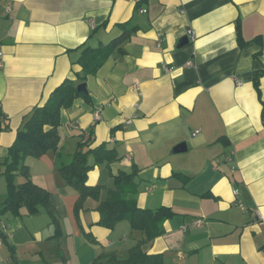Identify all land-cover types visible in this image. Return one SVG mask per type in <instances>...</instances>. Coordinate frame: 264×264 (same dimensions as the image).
I'll return each mask as SVG.
<instances>
[{"label":"crops","instance_id":"1","mask_svg":"<svg viewBox=\"0 0 264 264\" xmlns=\"http://www.w3.org/2000/svg\"><path fill=\"white\" fill-rule=\"evenodd\" d=\"M126 22L132 30L120 49L82 81L91 100L62 110L58 150L26 158L32 180L51 193L61 232L44 209L3 213L0 264H93L101 253L125 257L143 239L127 220L100 225L92 198L75 215L78 193L59 166L90 128V147L105 144L120 159L95 164L89 155L88 184L112 188L115 174L136 169L137 205L174 211L144 250L162 254L163 264H264V0H0V103L9 124L0 128V206L4 160L33 108L65 79L82 83L84 47L108 43ZM189 28L196 37L181 44ZM180 142L187 150L175 153Z\"/></svg>","mask_w":264,"mask_h":264},{"label":"trees","instance_id":"2","mask_svg":"<svg viewBox=\"0 0 264 264\" xmlns=\"http://www.w3.org/2000/svg\"><path fill=\"white\" fill-rule=\"evenodd\" d=\"M122 32L106 44L97 47L85 46L78 64L82 69L77 72L78 80L84 81L89 75L96 74L103 66L107 58L120 49L121 43L130 35L132 27L129 22L123 23ZM239 44H245L240 34V24H238ZM261 53V50L259 51ZM80 82L70 78L65 79L50 94L43 103L35 106L23 127L18 130L13 144L9 147L8 156L4 160V175L7 180L8 194L0 206V215L6 212L20 214L25 207L29 214H38L44 209L51 217L52 223L56 226V232H61L59 219L55 207L51 200V193L37 185L31 178L29 166L26 158L33 156L42 157L49 151L56 152L59 148L61 124V113L64 108L73 105L78 97L91 100L89 94L79 91L77 85ZM258 92V77L255 80ZM6 116L0 103V128L8 129ZM4 123V126L1 124ZM89 136L84 142H80L78 149L74 152L72 159L68 163H61L59 172L66 184L74 188L78 193L74 212L77 218L82 210H85L87 199L92 198L98 202L96 209L100 212L99 224L113 229L122 220H127L131 228L141 231L143 239L131 246L125 257H121L115 252L101 253L93 261V264H163V255L160 253H149L143 249V244L154 240L165 232V222L174 215L170 207H160L156 210L141 208L137 205L135 196L138 187V171H119L114 175V187L108 188V193L101 199L103 186L90 185L87 183L88 173L95 164L106 163L109 165L120 157L115 149H108L105 144L91 148L92 128L88 129ZM85 136V133H81ZM93 154L95 164L89 161V155ZM17 177L23 180L17 182ZM14 251L12 259L15 260Z\"/></svg>","mask_w":264,"mask_h":264},{"label":"built area","instance_id":"3","mask_svg":"<svg viewBox=\"0 0 264 264\" xmlns=\"http://www.w3.org/2000/svg\"><path fill=\"white\" fill-rule=\"evenodd\" d=\"M142 11H143V12H146V9H143ZM187 35L190 37V39H195V37H196V36H195V32H194L191 28L188 29V31H187ZM2 55H3V52L0 50V67L3 66ZM191 63H192V62L189 61V62L187 63V65H191ZM162 68H163L165 71L168 72V71L173 70V69H174V66L169 65V64H167V63H164V64L162 65ZM94 119H95V122H97V121H99V120L101 119V109H97V110L94 112ZM1 124L4 126V123H3V122H1ZM72 127H73V128L78 127L77 122H74V123L72 124ZM199 131H200L199 129L193 131V132H192V136H196V135L199 133ZM83 132L85 133V136H84V137H85V141H86V139H87L88 136H89V132H88V130H84ZM233 159H234L233 154H230V155H228V156L226 157V160L229 161V162H232ZM223 160H224V159H223ZM219 161H220V160H219ZM231 171L234 172V171H235V167H232V168H231ZM233 193H234L235 196H238V195H239V189H238V188H235V189L233 190ZM238 205H239L241 208L245 209V206H244V204H243V202H242L241 200H238ZM202 223H203V219H197V220L195 221V225H197V226H201ZM4 231H6V224H5V223H1V224H0V246H1L2 243H3L2 232H4Z\"/></svg>","mask_w":264,"mask_h":264},{"label":"water","instance_id":"4","mask_svg":"<svg viewBox=\"0 0 264 264\" xmlns=\"http://www.w3.org/2000/svg\"><path fill=\"white\" fill-rule=\"evenodd\" d=\"M189 41H190V37L187 35V36H185L182 39L181 44H186ZM77 88H78L79 91L87 93V88H86V83L85 82H82V83L78 84ZM186 150H187V143L186 142H180L179 144H177L173 148V151L175 153H182V152H185Z\"/></svg>","mask_w":264,"mask_h":264},{"label":"rangeland","instance_id":"5","mask_svg":"<svg viewBox=\"0 0 264 264\" xmlns=\"http://www.w3.org/2000/svg\"><path fill=\"white\" fill-rule=\"evenodd\" d=\"M3 182H4V179H2V183H0V184H2V188H3V184H4ZM103 189L105 190V193H106V195H107V193H108V192H107V191H108V188L103 187ZM0 190H1V188H0ZM0 220H1V219H0Z\"/></svg>","mask_w":264,"mask_h":264}]
</instances>
